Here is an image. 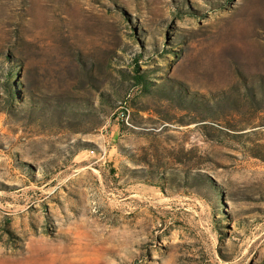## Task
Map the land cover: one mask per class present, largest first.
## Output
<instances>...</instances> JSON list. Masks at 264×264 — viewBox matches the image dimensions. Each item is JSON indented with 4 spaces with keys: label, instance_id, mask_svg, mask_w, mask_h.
<instances>
[{
    "label": "rangeland",
    "instance_id": "obj_1",
    "mask_svg": "<svg viewBox=\"0 0 264 264\" xmlns=\"http://www.w3.org/2000/svg\"><path fill=\"white\" fill-rule=\"evenodd\" d=\"M0 264H264V0H0Z\"/></svg>",
    "mask_w": 264,
    "mask_h": 264
},
{
    "label": "trees",
    "instance_id": "obj_2",
    "mask_svg": "<svg viewBox=\"0 0 264 264\" xmlns=\"http://www.w3.org/2000/svg\"><path fill=\"white\" fill-rule=\"evenodd\" d=\"M136 79L138 80V82L142 83L145 82L144 78L142 76H140L139 74L135 75Z\"/></svg>",
    "mask_w": 264,
    "mask_h": 264
}]
</instances>
